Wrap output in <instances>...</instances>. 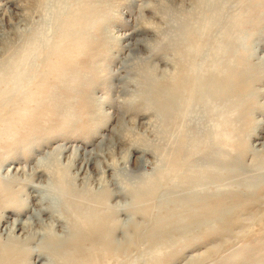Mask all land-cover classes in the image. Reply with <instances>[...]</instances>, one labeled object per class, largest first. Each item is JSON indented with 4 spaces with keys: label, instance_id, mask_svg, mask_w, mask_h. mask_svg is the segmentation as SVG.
<instances>
[{
    "label": "rangeland",
    "instance_id": "rangeland-1",
    "mask_svg": "<svg viewBox=\"0 0 264 264\" xmlns=\"http://www.w3.org/2000/svg\"><path fill=\"white\" fill-rule=\"evenodd\" d=\"M201 1L0 0V246L18 264L83 263L80 202L117 207L97 264H264V0ZM182 71L205 89L178 104ZM45 190L60 214L28 229ZM215 196L235 222L188 225Z\"/></svg>",
    "mask_w": 264,
    "mask_h": 264
},
{
    "label": "bare ground",
    "instance_id": "bare-ground-1",
    "mask_svg": "<svg viewBox=\"0 0 264 264\" xmlns=\"http://www.w3.org/2000/svg\"><path fill=\"white\" fill-rule=\"evenodd\" d=\"M200 3L202 4L201 0L198 4L200 5ZM193 30H194V28H193ZM181 73H182V75H181L180 81L179 80L176 81L177 89L175 90V92L173 90L174 93L172 94L174 102L179 101V102H177L178 104L184 101V99L182 98L184 96L183 92L186 91L189 93L190 96H192L193 94L195 96L198 93L197 92L198 88H199V90L205 89V85L201 86L200 82L197 80L196 75H192L194 77L193 79H188V77L186 76V73L184 71H182ZM184 78H185V80H184ZM184 82H185V84H183ZM210 85L211 84H209V87H211ZM215 86H216V88L217 87L219 88L218 85H215ZM215 89H213L211 87L212 91L222 92V93L224 91L222 89H221V91L219 89H218L219 91L215 90ZM243 89H244V86H242V90ZM184 103H185V101H184ZM178 104H176L174 107H176ZM176 141L179 142L180 147L177 146L178 150L175 154L177 159H175L173 166L176 170H178L180 167L178 164V161H179L178 158H179V153H180V149H181V145H182L181 143H183V140H181V138L180 139L177 138ZM177 172L178 171H176V173ZM200 175L201 176L198 178H201V180L203 182L206 181L205 183L209 184L208 181L210 180V178L205 177V175H203V174H200ZM155 186H156V184H155ZM155 190H156V187H155ZM61 191H63V190H61ZM64 191H66V193L69 192V190H64ZM150 191H151V195H152V192H154V190H150ZM45 193H46L45 195L47 198L43 196V198H42L43 201H41V203L45 204L44 202L47 201L48 202L47 204H49V205L45 204L46 205L45 208H41V209H39L33 213L32 217L30 218L31 221H30V223H28V229H30L31 226H33V221L38 222L40 224L41 223L40 219H41L42 215L48 216V217H55L56 213L60 214L59 209H58L59 205L56 202V201H58V198L54 197V193H53V195L48 193L47 190H45ZM109 195H111V194H109ZM224 196L227 197V195H224ZM209 198L210 197H208V199ZM107 199H108L107 197H104L101 200H102V202H104V200H107ZM195 201H196V203H195ZM228 202L230 205H228ZM190 203L194 204V208H195V206L197 207V210H194V213L191 214V217L189 219L188 225H190V226H194L193 224L199 223V221H204V220H207V221H214V220L222 221V220H224L225 221L224 223H226L227 226H230L235 222L234 219L237 218V214H235V215L233 214V209L238 208V206L240 205L239 202L236 201L235 199H232V200L228 199L227 200V198L226 199L224 197L220 198L219 196H215L214 202H211V200H209L206 204H201L200 207H198V205H196L197 200L190 201ZM107 204L108 203L105 204L107 207L105 205H104L105 206L104 207L101 204V206L97 205L96 208L87 207V206L85 207V204H83L81 202L77 203V204H71L70 203L67 206L68 210L71 212L72 216L74 217L73 221H74L75 225L77 226V230L73 232V234L71 235L70 240L68 241L67 244H68L69 248L71 249V251L74 252L77 257H79V261L80 260L83 261V263H81V264H97V262L99 263L101 261L102 257H105L107 255L114 253L115 248H114L113 242H112V234H113V231L116 227V221H115V215H114L116 210H111L109 208H116L117 209V207L116 206L111 207ZM176 211L179 213L180 210L177 209ZM117 213H118V210H117ZM55 219H56L55 223H57V224L64 222V221H62V218L60 216H58V219H57V217ZM55 219H54V221H55ZM65 224H64V226H65ZM68 224L69 223H67L66 226ZM22 226L25 227V225L19 223L18 220L13 224L12 229H10L9 232L7 233V235H8L7 242L8 243L13 244V241H16L15 240L16 238L13 234L15 232L22 231V229H23ZM53 227L54 226L52 225V228ZM67 231H68V226H67ZM71 231H73V230H71ZM68 236H70V235H68ZM57 238H58V236H57ZM64 238H66V237H64ZM54 239L55 238H53L52 241ZM56 241L58 242V241H60V239L59 240L57 239ZM58 243H60V242H58ZM5 244H7V243H5ZM43 249L45 251V247ZM49 250L50 249H48L47 252H49ZM38 251H39L38 257L44 258V257L48 256L47 254H44V252L42 250H40V248H38ZM18 256L19 255L17 254V248L15 245L0 246V264H18V262H17ZM46 260H49L47 264H52V261L50 260V258L46 259ZM56 262H57V260H56ZM28 264H32V263L29 262ZM54 264H55V262H54Z\"/></svg>",
    "mask_w": 264,
    "mask_h": 264
}]
</instances>
